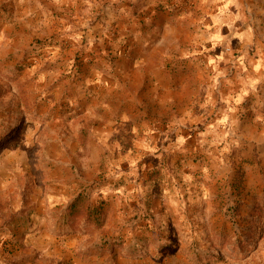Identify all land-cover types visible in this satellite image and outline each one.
<instances>
[{"label": "rangeland", "instance_id": "1", "mask_svg": "<svg viewBox=\"0 0 264 264\" xmlns=\"http://www.w3.org/2000/svg\"><path fill=\"white\" fill-rule=\"evenodd\" d=\"M198 2L0 0V264H264V182H244L241 166L256 153L245 157L244 145L232 144V183L213 173L178 182L183 156L164 149L168 140L162 152L134 156L133 140L101 136L130 116L135 84L146 114L141 52L170 51L162 37H187L189 51L206 47L188 44L204 26L178 18ZM36 20L61 24L43 35ZM197 56L166 59V77L180 82ZM210 155L195 158L209 168ZM135 165L137 179L148 173L151 182H129ZM81 191L104 203L102 229L67 231L66 207Z\"/></svg>", "mask_w": 264, "mask_h": 264}, {"label": "crops", "instance_id": "2", "mask_svg": "<svg viewBox=\"0 0 264 264\" xmlns=\"http://www.w3.org/2000/svg\"><path fill=\"white\" fill-rule=\"evenodd\" d=\"M197 4L194 10L190 9L178 18L192 20L193 30L204 26L198 37L194 36L188 44L193 41L207 44L206 47L189 51L185 49L187 37L168 40L162 37L163 42H171L170 51L159 52L155 47L141 52L139 55L145 54L146 67L140 63L136 72L146 69V114L140 109L144 99L141 90L144 89L135 84L130 116L101 128V136L104 141L108 137L109 140L117 138L119 144L125 137L133 140L134 149L131 150V145L128 149L134 156L153 153L151 150L162 152L158 145L162 146V140H168L164 149L183 156L178 182H203L200 178L203 174L207 177L213 173L214 182L232 183L239 166L227 156L232 144L238 140L241 146L244 145L242 154L245 157L255 153L257 156L252 163H242L244 182H264V0H199ZM157 20H162L161 16ZM30 21L34 26L35 20ZM36 21L40 22L38 27L43 28V35L49 34L50 22L57 23L58 28L61 24V20ZM223 46H230L232 50L224 51ZM196 54L197 61L187 62L180 82L174 84L166 77V59ZM201 55L208 64L198 61ZM161 74L163 78L159 79ZM164 90H173L177 94L167 97ZM218 102L221 106H217ZM245 111L250 116L246 117ZM141 132L147 133L154 143L145 144ZM221 140L226 144L224 151L217 145ZM206 151L213 155L209 158V168L195 158ZM132 169L129 182H143V185L151 182L148 173L138 180L137 166ZM186 195L187 200H193L190 196L198 194ZM155 196L163 198L164 193Z\"/></svg>", "mask_w": 264, "mask_h": 264}, {"label": "trees", "instance_id": "3", "mask_svg": "<svg viewBox=\"0 0 264 264\" xmlns=\"http://www.w3.org/2000/svg\"><path fill=\"white\" fill-rule=\"evenodd\" d=\"M240 178L241 172H238V182ZM106 212L107 210L102 201L96 203L88 193L81 191L71 199L66 207L67 231L78 232L89 228V226L102 229Z\"/></svg>", "mask_w": 264, "mask_h": 264}]
</instances>
